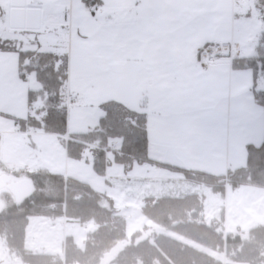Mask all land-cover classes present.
<instances>
[{
	"label": "crops",
	"instance_id": "0c3cea01",
	"mask_svg": "<svg viewBox=\"0 0 264 264\" xmlns=\"http://www.w3.org/2000/svg\"><path fill=\"white\" fill-rule=\"evenodd\" d=\"M27 5L42 9L41 28L12 29L10 0H0V38L10 29V39L18 41L23 37L28 46L24 50L39 51H47L41 49L42 45L53 41L52 52L68 57L71 86L69 83L67 91L87 98L84 104L69 110L72 130L68 134L96 127L105 113L104 104L119 101L147 115L149 156L155 161L226 175L246 165L250 146L263 143L264 109L254 100L252 70L235 69L233 60L226 58L207 64L199 57L203 47L230 40L241 44L239 57L253 55L264 25L258 0H167L160 23L134 35L128 34L123 27L124 18L132 11L131 0H27ZM49 14H56L57 19L44 24ZM63 31H66L64 38L68 37V47H60L58 43ZM38 37H43L42 42ZM1 57L6 58L4 54H0ZM100 74L104 76L101 83L95 80ZM27 77L24 79L19 74V56L17 61L13 58L11 103L7 105L10 114H6L14 117L18 110H28V115L15 116L16 128H10L12 134H17L16 129L22 132L18 119L35 112L29 105V93L40 87H27ZM98 91L100 98L92 99ZM30 132L35 131L27 129L23 133ZM9 149L13 150L11 145ZM63 149L66 163L60 167H43V163L34 161L31 153L25 152L15 160L10 155V166L23 164L21 169L26 171L47 169L93 186L87 179L93 176L91 157L84 154L82 159L73 158L70 167L67 147ZM0 162L4 165L1 159ZM32 163L37 169H31ZM137 165L139 167L129 175L134 178H123L126 173H121L120 166L116 165V172L112 174L109 166L106 175L113 179H106L107 187L111 180L116 183L126 179L138 183L146 181L151 185V195H143L144 199L156 197L152 190L162 186L171 190L170 195L166 194L170 197L202 194L206 200L207 194L217 192L212 185L188 179L184 173L169 167L155 163ZM227 184L224 201L228 200V209L225 203V209L220 212L225 213L226 232H248L258 226L252 225L257 219L259 225L264 224V187L231 188ZM98 191L112 198L108 189ZM243 206L249 207L256 216L244 212ZM204 217L206 220V205ZM53 220L60 222L64 235L70 225L85 227L87 232L89 225L92 226L68 222L65 217ZM51 247H54L52 242L44 241L42 248L38 246L37 250L29 251L54 256L64 254V249L60 253L55 247L50 252Z\"/></svg>",
	"mask_w": 264,
	"mask_h": 264
},
{
	"label": "trees",
	"instance_id": "16d2710c",
	"mask_svg": "<svg viewBox=\"0 0 264 264\" xmlns=\"http://www.w3.org/2000/svg\"><path fill=\"white\" fill-rule=\"evenodd\" d=\"M258 2L264 23V0ZM0 51L19 52L20 76L25 79L34 74L40 83L38 90L29 93V105L35 112L18 119L21 131L59 135L68 157L82 159L87 154L99 174L106 175L108 164L102 149L117 140L114 161L126 169L135 164L163 165L188 179L212 185L224 197L227 183L264 187V140L260 146L248 148L246 165L228 175H214L153 160L149 156L147 115L117 101L104 104L105 113L96 127L68 134V57L52 51L21 50L3 38ZM233 66L252 70L254 100L264 109V25L253 55L234 59ZM0 169L34 182L32 196L19 205L9 192L1 194L5 208L0 213V235L9 255L17 253L26 264H234L232 260L264 264V224L249 230L251 239L241 238L239 233L245 231L226 232L224 212L212 222L205 220L202 194L145 198L141 214L146 223L128 235L126 218L110 206L112 198L90 183L47 169L11 172L1 163ZM33 216L65 217L68 222L94 224V228L89 225L83 247L67 236L64 254H37L25 247L26 228Z\"/></svg>",
	"mask_w": 264,
	"mask_h": 264
},
{
	"label": "rangeland",
	"instance_id": "374dc122",
	"mask_svg": "<svg viewBox=\"0 0 264 264\" xmlns=\"http://www.w3.org/2000/svg\"><path fill=\"white\" fill-rule=\"evenodd\" d=\"M62 36L63 37H60L58 40L60 47H68L67 44L68 37L64 38V36H66V31H63ZM3 39L8 40L10 42V46L13 47L16 46L21 50L28 49L27 48L28 46L26 45L23 37H20L18 41L10 39V29L3 33ZM37 39L42 42L43 37H38ZM52 45H53V41H50L49 45L43 44L41 49L47 51L49 50L53 51L51 48ZM0 54H2V56L4 54L6 57L5 60H3L2 57L0 58V130L2 131L0 136V159L1 161L4 162L3 166H5V168L8 171H10V169L13 166L16 167L18 170H20L22 167H24L23 164H13L10 166V155L15 160L17 157L22 156L23 152H25L27 155L28 153H31L32 158H35L34 161H37V163L39 162L43 163L44 164L43 167H49V165H52V167H60L64 165L66 163V160H64L63 148H65L66 145L64 144L62 137H60L59 135L46 134V133L37 134L35 132H30L31 134H24L23 132H18L17 129H16L17 134H12L10 132V128L12 127L16 128V126L14 125L16 122L15 116H19V117L27 116L28 110H25L23 112L18 110L16 114H14V117L5 116L2 114V113L10 114V108H7V105L10 106L11 103L10 71L12 70V60L13 58H15L16 61L18 60L19 52L0 51ZM28 77H29V83L25 82L27 87L29 86L32 89H37L38 87H40V83L36 84L38 80L36 79V76L34 74H29ZM103 77H104L103 74H100V76H98V78L95 80L101 83ZM73 79L74 76L72 78V82ZM69 83L71 86V82L68 80V85ZM84 97L87 101L86 96ZM94 97L100 98V92L98 91L97 93L94 94V96H91L92 99ZM85 102H83V104ZM77 105L80 104L73 105L68 109V133L72 130V123L70 124L71 121L69 122V119L71 118L69 110L71 108H75ZM89 127L92 128L93 125H90ZM10 145L13 150L9 149ZM69 161H70V167H72L71 163L73 162V158L69 157ZM110 161L113 163L110 164ZM106 162H108L107 168H109L110 166V173L112 174L116 172L114 166L115 165L120 166L119 168H121V173H126V176L123 178H134L129 175L134 173V171L132 170L135 167H139V165L135 164L131 170L126 169V167H124L122 164L114 161L113 152H110L109 155L106 157ZM89 163L92 164L91 161ZM24 164L27 165L30 163L24 162ZM37 167L38 166H35L32 163L31 165L32 170L37 169ZM141 167L145 168L144 166ZM91 170L93 176H87L88 181L92 182L93 186L98 190H103L105 192L107 189L109 190L110 195L112 196V201L110 203V206L117 213L122 214L126 218V227H127L128 235H131L133 232L142 229V227L146 223V219L141 214L140 205L144 199L143 195H149V196L151 195L150 183L146 181L138 183L133 179H126L120 181V183H116L115 180H111L110 181L111 184L107 187L106 179H113V178H110L107 175L104 176L99 174L94 169V167ZM4 172L5 171L0 169V174ZM226 175L228 174L226 173ZM12 176L13 178L17 179V176L13 174ZM84 176H86V174H84ZM232 187L233 186L231 185V188ZM4 191L6 190L0 192V201H2L1 194ZM152 193H154L156 197H165L167 196L166 194L170 195L172 192L168 187L162 186L161 189L155 188L154 190H152ZM225 197L227 196L225 195ZM225 197L222 196L221 193H217V192L207 194L205 205H206V220L208 222H210V219H213L214 217L217 218L220 217L219 215L220 212H222V210L225 209L224 205L227 204V209H228V200L227 202L226 200L224 201ZM242 209L251 217L256 216L254 212L249 211L250 210L249 207L243 206ZM53 219L56 218H51L47 216H33L30 218L29 224L26 228V237H25V247L27 250L35 251L37 250L38 246H40L41 248L44 246V241L45 242L50 241L52 242L53 246L56 249H60V253H61L62 249H64L65 240L67 236H73L75 242L80 247H83L84 240L87 234V230L85 229V227H81L79 225H70L68 226V228L66 227L67 232L66 235H64L62 230V225L60 224V222L54 221ZM258 221L259 220L257 219V221L253 222L252 225L253 226L259 225L260 222ZM91 228H94V224H92ZM54 247H51L53 250H50V252H53L55 250ZM55 253L58 252L55 251ZM232 262L234 264H249L247 262L235 261V260H232ZM0 264H26L22 259V257L17 253L12 252L10 253V255H8V249L6 247L5 238L2 235H0Z\"/></svg>",
	"mask_w": 264,
	"mask_h": 264
},
{
	"label": "water",
	"instance_id": "95a60500",
	"mask_svg": "<svg viewBox=\"0 0 264 264\" xmlns=\"http://www.w3.org/2000/svg\"><path fill=\"white\" fill-rule=\"evenodd\" d=\"M42 16V9L28 6L27 0H10L9 17L12 29L38 30L41 28ZM2 190H7L19 205L32 196L34 182L28 177L14 179L11 174L4 172L0 174V192ZM4 208L5 203L0 201V213Z\"/></svg>",
	"mask_w": 264,
	"mask_h": 264
},
{
	"label": "built area",
	"instance_id": "2783aa9c",
	"mask_svg": "<svg viewBox=\"0 0 264 264\" xmlns=\"http://www.w3.org/2000/svg\"><path fill=\"white\" fill-rule=\"evenodd\" d=\"M56 19H57L56 14H49L43 23L46 24L55 21ZM240 51H241V44L239 42H234L233 40L225 41V42H215L213 44L203 47L199 52V57L204 63L213 64L218 60H220L221 58H226L232 61L239 57ZM85 101L86 99L84 96L68 93L67 96L68 108L76 104H81ZM117 147H118V141L112 140L110 141L108 147L103 148L102 150L105 151L107 157L109 153L113 152ZM239 235L241 236L242 239L252 238L249 231L241 232L239 233Z\"/></svg>",
	"mask_w": 264,
	"mask_h": 264
},
{
	"label": "snow or ice",
	"instance_id": "6c2138e0",
	"mask_svg": "<svg viewBox=\"0 0 264 264\" xmlns=\"http://www.w3.org/2000/svg\"><path fill=\"white\" fill-rule=\"evenodd\" d=\"M167 0H131L132 11L123 21L124 30L134 35L160 23Z\"/></svg>",
	"mask_w": 264,
	"mask_h": 264
}]
</instances>
